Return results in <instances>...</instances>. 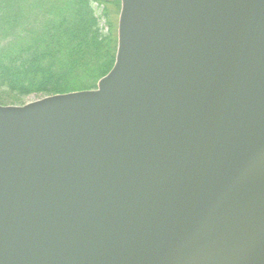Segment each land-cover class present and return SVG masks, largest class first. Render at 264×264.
Here are the masks:
<instances>
[{
  "label": "water",
  "instance_id": "1",
  "mask_svg": "<svg viewBox=\"0 0 264 264\" xmlns=\"http://www.w3.org/2000/svg\"><path fill=\"white\" fill-rule=\"evenodd\" d=\"M95 89L0 105V264H264V0H119Z\"/></svg>",
  "mask_w": 264,
  "mask_h": 264
},
{
  "label": "trees",
  "instance_id": "2",
  "mask_svg": "<svg viewBox=\"0 0 264 264\" xmlns=\"http://www.w3.org/2000/svg\"><path fill=\"white\" fill-rule=\"evenodd\" d=\"M119 10V0H0V105L96 88L114 64Z\"/></svg>",
  "mask_w": 264,
  "mask_h": 264
},
{
  "label": "rangeland",
  "instance_id": "3",
  "mask_svg": "<svg viewBox=\"0 0 264 264\" xmlns=\"http://www.w3.org/2000/svg\"><path fill=\"white\" fill-rule=\"evenodd\" d=\"M28 19H29V17H28ZM28 19H27V21H28ZM117 19V18H116ZM21 23H23V16H22V18H21V21H20ZM116 23H117V20H116ZM24 24V23H23ZM102 24H104V21H102ZM116 37V36H115ZM38 98H40L39 96L38 97H35L34 95H30V96H28L27 97V99L24 101V103L23 104H25V103H27L28 101H31V100H37ZM7 105V104H6ZM9 105V104H8ZM18 105V104H17ZM22 105V104H21Z\"/></svg>",
  "mask_w": 264,
  "mask_h": 264
}]
</instances>
